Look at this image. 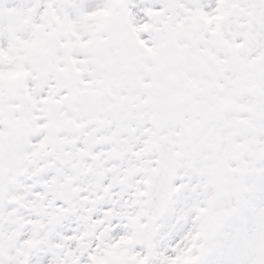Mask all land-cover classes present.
I'll use <instances>...</instances> for the list:
<instances>
[{
    "label": "snow or ice",
    "instance_id": "6c2138e0",
    "mask_svg": "<svg viewBox=\"0 0 264 264\" xmlns=\"http://www.w3.org/2000/svg\"><path fill=\"white\" fill-rule=\"evenodd\" d=\"M0 264H264V0H0Z\"/></svg>",
    "mask_w": 264,
    "mask_h": 264
}]
</instances>
